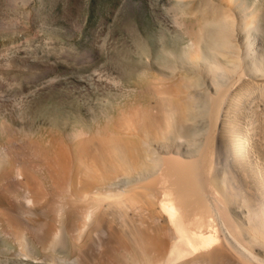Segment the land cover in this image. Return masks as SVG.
Returning a JSON list of instances; mask_svg holds the SVG:
<instances>
[{
	"label": "bare ground",
	"instance_id": "1",
	"mask_svg": "<svg viewBox=\"0 0 264 264\" xmlns=\"http://www.w3.org/2000/svg\"><path fill=\"white\" fill-rule=\"evenodd\" d=\"M209 1L182 4L186 18L138 55L149 73L115 89L106 112L36 140V169L2 168L3 239L26 234L31 260L58 264L48 251L60 215L73 240L90 220L107 231L126 250L122 261L108 251L112 264H253L246 249L264 251V0ZM89 246L79 262L111 264L107 245L102 256Z\"/></svg>",
	"mask_w": 264,
	"mask_h": 264
},
{
	"label": "rangeland",
	"instance_id": "2",
	"mask_svg": "<svg viewBox=\"0 0 264 264\" xmlns=\"http://www.w3.org/2000/svg\"><path fill=\"white\" fill-rule=\"evenodd\" d=\"M185 1L0 0V189L2 168L19 162L22 166L30 163L27 168L31 170L37 162L33 155L49 133L68 129L71 117L95 118L98 110L106 112L103 102L115 89L128 91L131 78L149 73L145 59H138V55L151 50V39H163L167 25L186 18ZM200 4L213 6L209 0ZM196 128L200 133L193 139L194 145L205 138L206 122L199 121ZM56 219L60 223L58 237L48 252L64 259L58 264H78V258L84 256L81 249L93 244L100 247L96 250L99 255L107 245L110 250L102 254L111 257L114 247L107 244L109 233L97 223L90 220L73 240L65 232L62 217ZM94 228L98 234L91 232ZM0 240L5 246L0 264H47L30 259L35 249L32 251L34 246L26 234L13 243L1 236ZM113 252L112 259L119 254L121 261L126 257L125 249L115 252L117 257ZM246 252L253 264H264L263 250ZM90 263L96 261L82 264Z\"/></svg>",
	"mask_w": 264,
	"mask_h": 264
}]
</instances>
